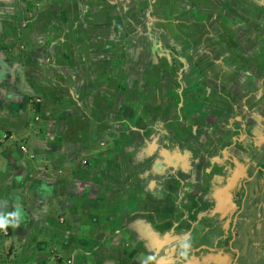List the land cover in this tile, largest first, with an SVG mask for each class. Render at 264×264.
Masks as SVG:
<instances>
[{
	"label": "rangeland",
	"instance_id": "374dc122",
	"mask_svg": "<svg viewBox=\"0 0 264 264\" xmlns=\"http://www.w3.org/2000/svg\"><path fill=\"white\" fill-rule=\"evenodd\" d=\"M111 1L101 15L107 25L116 14L112 34L104 20L92 34L90 21L69 14V35L43 50L40 72L36 42L43 34L51 40L43 19L34 12L0 20V76L16 75L15 99L5 93L0 105V171L16 172L0 185L22 180L45 184L38 194L56 190L46 204L28 203L34 187L23 190L25 204L0 229V264H264V177L249 181L264 168V139L250 134L264 136V100L253 101L264 91V0ZM24 74L32 86L33 75L42 76L46 92L26 85L23 100ZM64 121L77 125L73 133L78 124L93 123L96 135L106 126L96 158L87 157V139L69 152L54 146ZM117 145L130 155L121 162L112 159ZM11 150L26 170L8 158ZM68 155L78 156L72 167ZM6 189L0 215L17 211L19 191ZM74 192L95 195V205L73 206ZM237 215L235 261L228 244Z\"/></svg>",
	"mask_w": 264,
	"mask_h": 264
},
{
	"label": "crops",
	"instance_id": "0c3cea01",
	"mask_svg": "<svg viewBox=\"0 0 264 264\" xmlns=\"http://www.w3.org/2000/svg\"><path fill=\"white\" fill-rule=\"evenodd\" d=\"M59 1L58 0H0V20H5V19L12 20L15 17H19V16H16V14L24 15L27 13H29V14L33 13L34 14V12H37L38 17L42 18L44 21V27H45L46 33L48 31L50 32V37H51L50 42H49V39L47 41V38H46L47 34H43V38L38 39V41L36 42V47L34 48V50H37V53L39 52V58H38L39 60H37V63L39 65H37V66L35 65V67H34V68L38 69V72L46 69L45 65H47V63L45 62V59H43V56L46 58V53L43 50H45V49H52L53 50V47H52L53 38H54V42H57L59 36L64 37L67 34L69 35V33L67 32V23H66L68 18H70L69 14H71V16H73V14H74V18H72V19H74V21L75 20L80 21L82 19H84L85 21H90L93 24V25H91L92 26V32H91L92 34L94 33L93 32L94 24H96L97 21L103 22V20H104V23L101 25L104 27V29H109V32H107L108 34L109 33L112 34L111 28H110V26H111L110 24L112 21L110 18H112L111 17L112 14L108 13L107 25L105 23V18L103 17V15H101V14H103V11L105 10L104 5L107 6V8H106L107 12L111 11V7H110V3H112L111 0H61L63 5H61L62 8H60V10L58 11V2ZM125 1L129 2L130 0H125ZM146 1H148V0H146ZM151 1H153V0H151ZM36 3H37V5L34 7V4H36ZM99 6H101L102 8ZM96 14H98V16H96ZM99 14L101 15L102 18H100ZM115 15L116 14H114L112 16H115ZM58 19L61 21L60 24L63 25L62 27H60V26L58 27ZM62 21H64V22L62 23ZM14 25L15 24L13 23V26ZM2 26H3V24L0 26V33L3 31ZM15 31L16 30L12 31V33L10 32V35L13 36L17 32V31L15 32ZM58 31H61L63 33V35H58ZM41 33L42 32L40 30L39 36H41ZM116 35H117V33H116ZM72 41H73V39H72ZM38 45H41V46L39 47ZM111 55H113V54H111ZM239 56H240V54H238L237 59L239 58ZM246 58H247V60L250 59V58H248V52L246 53ZM241 61L246 62V60H241ZM25 69L26 68L24 67V71H25ZM34 72H36V71H34ZM11 73H12V75H11ZM5 74L6 73H3V75L0 76V80L3 82V86H0V96L2 94L3 97L2 96L1 97L4 98L2 100L0 97V105H2V103L6 99L5 98L6 95H4L5 93L11 95V98L13 97V99H15L14 96L16 94V92H15L16 90L14 89V83L16 80V75L13 74V71L10 72V74H6V76H5ZM256 76L257 75H254V78ZM41 77L42 76L37 77V76L33 75L34 84L32 86L29 83L31 81L27 80V77H25V74L23 75L22 86H21V91H23V92H21V91L19 92V93H23V100L25 99L26 94L31 93V89L28 91H25L27 89L26 85H29V88H31V86H32L35 90H38V91L44 90L46 92V90L44 89V86L42 85L43 82L40 79ZM31 78H32V75L29 74L28 79H31ZM254 78H253V81H254ZM263 82H264V80H263ZM255 83L256 82H254V84ZM256 86L254 85V90L256 89ZM181 92L179 93V95L177 94V96H176L177 113H178V109L183 104L182 103L183 98H182ZM243 93H244V95H246L245 93H248V95L251 94V92L247 91V90L243 91ZM255 93H256V91H255ZM260 95H262V96H260ZM29 96L30 95H28V97ZM257 97H262L264 100V91H260L259 94L255 95L253 97L254 102L257 101ZM173 100H174V97H173ZM180 100H182V101H180ZM263 103H264V101H263ZM23 104H24V102L21 101L20 104H17L14 106L21 107L20 105H23ZM262 106H264V105H262ZM259 109H260V107H259ZM18 111H19V109L15 108L14 112H18ZM32 111H34V110L32 109ZM173 111L175 114V109ZM259 114L263 118L262 121H264V111H261V109H260ZM16 115L17 114H15V117H16ZM258 120L260 121L261 118H258ZM19 121L21 124H23L24 122L28 123L27 120H25L24 118H23V120L19 119ZM39 122H40V120L38 119V120H36V122L31 123V126L29 125L30 126L29 128L31 129V131L28 132L29 135L34 136V134L32 133V130H33V128H36L37 126H40ZM76 126L77 125H75L71 122H65L64 121L62 123V125H61V123H58V125H56V129H58V131L60 130L61 134L58 136V145H54V146L55 147H60V146L64 147L69 152L70 149L74 150V149L78 148L76 143H78L79 141L83 142V140L86 141V139H87L88 142H91L90 145L87 147V149H88L87 150V154H88L87 157L91 158V159L96 158V152H99V150L101 149L99 147V142L101 141L100 138H101L103 130H105L106 126L99 125V130H98L97 135L95 134L96 128L93 125V123H91V124L88 123V125L78 124V127H79L78 131L73 133V130L75 129ZM259 126H261V122H260ZM17 129H18V127H17ZM250 134H251V136L255 135L254 137H256V139H259V140L264 139V136L261 133V131L254 130V131L250 132ZM246 137H247V135H246ZM31 140L32 139H30V141ZM238 140H239V138H238ZM243 140H244V137L241 138V141H243ZM31 142H33V141H31ZM244 145L246 146V148H248L247 146L250 147V144L247 141L244 143ZM42 146H43L45 152L48 151L49 153H52V151H53V153H58V152H56V151H58L57 148H51L50 149L49 147L45 146L44 144L37 145V147H40V148ZM117 149H118V153H116L115 154L116 157H113L112 159L117 158V162L118 161L121 162L123 159H125L124 155H126V153H125L124 149L119 147L118 145H117ZM235 150L238 151L240 149H235ZM10 153L11 154L8 155V158L13 157V159H16L15 161H13V159H12L13 163L16 162L17 164H20V166L24 170H26L28 168V166L26 165V162H24V159L21 160V156L19 153L15 152V150H11ZM68 156H69V160L67 159L68 160L67 165H70V167H72L73 164L76 163V161L78 160L77 159L78 156L73 157V158L70 155H68ZM126 156L128 157L130 155H126ZM60 158L65 159L66 157L61 156ZM47 161L44 160L42 162L45 163ZM93 161H94V163L92 162L93 163L92 167H95V165L98 163V159H93ZM52 163L56 164L55 162H52ZM101 167H102L101 170L103 171V173L105 175L106 170L103 169L105 167H103V165ZM11 170L12 169L8 166L7 169L6 168L4 169V171H0V177L5 178L7 176V174L8 175L11 174L9 176V178H12L13 177L12 174H14L16 172V169H15V167H13V170L12 171ZM68 171H70V170H68ZM256 172H257V174H259L258 170H256ZM22 173H24V172L22 171ZM25 178H27V177L24 176L23 179H25ZM79 178L80 177H78V182H79ZM27 179H29V178H27ZM89 182H90L89 183L90 188L95 189L97 187L95 182H94V185L91 183L92 180H90ZM81 183H83V182H81ZM49 184H51V183H49ZM1 186L7 187L6 190H8V191L12 190V192H14L15 189H18V191H19L18 194L14 195L12 197V202H11V204L13 206L12 208H17V209H22L23 205L25 204V201L23 200V195H24L23 190H27V188L34 187L31 189V193H30L31 195L30 194L28 195L29 198L27 200V202L31 203V204H32V201H37V202L40 201V203L46 204V202L49 199V196L54 195V192H56L55 185H54V186H49V189L51 190V192L49 191L50 193L49 192L45 193V191H44V192H40L38 194L37 193V190H39L38 188L39 187H45L46 186L45 184L42 183V185L39 186L37 183H30V182H26V181H22V180H20L15 185H14V182H10V183L6 182V183L1 184L0 187ZM104 189H105V185L102 187L101 190H104ZM78 191H79L78 192L79 195L84 194L80 189ZM32 192H34V193L32 194ZM70 195H71V198L73 199V200H71V202L73 203V206L78 205V204L85 205L86 207L90 206L91 204L95 205V202H96V199H95L96 196L95 195H92L91 199H90L89 195H88V197H86L87 196L86 195L84 198L78 199V198H76V195H77L76 192L71 193ZM66 206H69V205H66Z\"/></svg>",
	"mask_w": 264,
	"mask_h": 264
},
{
	"label": "flooded vegetation",
	"instance_id": "af4514ba",
	"mask_svg": "<svg viewBox=\"0 0 264 264\" xmlns=\"http://www.w3.org/2000/svg\"><path fill=\"white\" fill-rule=\"evenodd\" d=\"M187 154V153H186ZM184 159H186V158H184ZM184 159H182V162L183 163H185V160ZM170 162H174L173 160H171ZM259 170H261V172L259 173V174H257V172L254 174V176L252 175L251 177H250V180L249 181H251V180H255V178L257 177V178H263L264 177V168H262V167H259V169H258V172H259ZM237 219H238V215L235 217V219H234V222H233V227H232V231H231V234H230V242H229V244H228V247L230 248V250H231V252H235V261L238 259V257H239V251L237 250V249H235V247H234V239L236 238V231H235V227H236V221H237ZM222 255H225L226 256V254L224 253V254H222ZM158 264H160V262L158 263Z\"/></svg>",
	"mask_w": 264,
	"mask_h": 264
},
{
	"label": "clouds",
	"instance_id": "9594fccd",
	"mask_svg": "<svg viewBox=\"0 0 264 264\" xmlns=\"http://www.w3.org/2000/svg\"><path fill=\"white\" fill-rule=\"evenodd\" d=\"M259 167H258V169H259ZM259 173H260V170H259ZM18 213H19V209H17V211L15 213H8L6 215H0V229H4V228H6L9 225V222H10L9 221V216L15 217V216L18 215ZM12 226L13 227L16 226L15 220H13Z\"/></svg>",
	"mask_w": 264,
	"mask_h": 264
},
{
	"label": "trees",
	"instance_id": "16d2710c",
	"mask_svg": "<svg viewBox=\"0 0 264 264\" xmlns=\"http://www.w3.org/2000/svg\"><path fill=\"white\" fill-rule=\"evenodd\" d=\"M260 172H261V170H260Z\"/></svg>",
	"mask_w": 264,
	"mask_h": 264
}]
</instances>
